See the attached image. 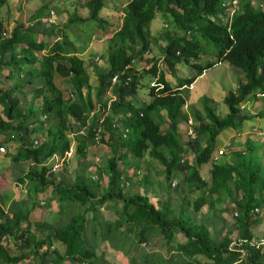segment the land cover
Returning <instances> with one entry per match:
<instances>
[{
	"label": "trees",
	"instance_id": "obj_1",
	"mask_svg": "<svg viewBox=\"0 0 264 264\" xmlns=\"http://www.w3.org/2000/svg\"><path fill=\"white\" fill-rule=\"evenodd\" d=\"M7 1L0 0V9ZM105 1L88 0L86 16L74 9L68 17V25L93 22L105 35L110 34L106 70L92 63L97 74L93 100L89 69L73 43L65 34L61 38L55 33L54 24L43 26L50 14L47 4L28 24L17 23L10 29L0 19V73L8 67L3 74L5 83L0 82V132L7 133L6 145L17 144L12 162L27 164L18 183L27 182L32 194L50 189L59 206L76 205L68 223L53 226L29 218L35 203L30 209L16 203L9 213L0 203V238L11 237L16 244L15 255L0 246V264H19L28 256L37 264H115L106 257V242L117 231L114 245L121 249L123 264H264V248H245L244 259L240 252L229 249L234 235L255 239L253 230L263 220L264 148L248 139L241 149L213 161L218 135L242 128L255 117L243 112L249 94L253 99L264 95V0H255L256 6L253 0H240V10L231 18L222 7L228 0H130L116 26L100 15ZM157 13L166 22L160 42L150 38L148 30ZM152 45L157 46L158 58H154ZM208 54H215L217 61L199 65ZM143 59L148 71L141 74L133 64ZM220 62L244 77L222 99L228 113L216 114L213 100L203 98L204 116L195 115V137L187 136L181 143L179 126L188 120L184 91ZM180 64L191 65L198 76L180 79L173 89L166 76L174 74ZM57 76L68 79L67 97L56 87ZM144 76L154 83L147 88L148 101L140 102L137 96ZM114 77L117 82L112 85ZM36 80L44 83L38 86ZM109 96L113 100L107 110ZM44 116L54 123L47 125ZM33 124L37 125L29 128ZM99 128L103 143L108 136L105 143L111 151L102 170L108 172L104 189L101 181L86 177L84 169L71 183L66 181V168L58 171L62 175L50 172L48 162L53 155L62 157L72 140L75 154L84 155ZM37 133L42 139L32 148ZM189 155H193L192 162ZM146 157L161 165L164 182L156 183L170 196L175 191L179 204L172 207V198L151 201L147 187L155 181L147 171L139 177ZM207 164L208 181L200 172ZM180 176L182 182L172 186V180ZM126 182L128 186H124ZM104 205L113 207L112 218L108 212H99ZM231 212L237 216L224 217ZM90 223L93 229L87 235ZM41 229H46L43 234Z\"/></svg>",
	"mask_w": 264,
	"mask_h": 264
},
{
	"label": "rangeland",
	"instance_id": "obj_2",
	"mask_svg": "<svg viewBox=\"0 0 264 264\" xmlns=\"http://www.w3.org/2000/svg\"><path fill=\"white\" fill-rule=\"evenodd\" d=\"M88 0H8L7 4L1 7L0 9V19L1 21L8 27L13 28L17 23L28 24L31 22L32 15L36 13L44 4H47L48 11L54 12V25H55V33L60 35L65 34L68 39L73 43L76 54L83 58L85 62V67L89 69V74L91 76V85H90V97L94 98V88L97 84L96 81V72L94 71L92 63L95 62L96 66L104 71L107 68L106 65V52L110 48L111 43L109 41L110 34L105 35L101 28L96 23H86L85 25H68V17L72 13L74 9H78V14L82 17L87 15V10L84 8L85 3ZM130 0H106L104 2V8L101 11V17L108 20L111 24L116 26L120 24L122 21V10L123 7ZM254 1V5L256 6V1ZM50 13V12H49ZM46 19V17H45ZM44 19V20H45ZM166 22L161 17L160 13H157L154 20L148 27L150 38L156 39L155 41L160 42L159 39ZM44 27H48L47 24L43 25ZM108 29V28H107ZM60 38V39H61ZM48 45L45 48V53L49 49ZM154 58L159 57V52L156 45H152ZM152 53L149 54L152 56ZM212 54H208L206 60H201L197 62L201 66H205L208 62H216L217 57ZM148 55L144 56L147 59ZM211 56V57H210ZM145 59L140 61H135L133 67L139 72L143 73L148 71V65L146 66ZM159 69L167 73L164 67L161 64H158ZM8 67L1 69V84L5 83L3 80L4 72H7ZM197 77L198 73L195 68L191 65L180 64L174 74H167L166 80L171 84L172 88L175 89L178 81L180 79ZM243 74L232 67L226 62H220L214 65L213 67L205 70L200 76H198L195 82L184 91L186 96V106L184 107V111L188 115V120L183 122L179 128L180 132L178 134V141L184 143L187 141V127L188 121H191L193 124L196 123L195 115L204 116L203 107H202V99L207 97L213 100L215 107V113L224 116L228 113L227 107L222 102V99L225 93L229 90H232L237 81L241 80ZM149 76H144L142 79V84L139 89L137 100L143 102V99L148 101V91L151 85H153L154 81L149 79ZM44 83L42 80H36V84L39 86L40 83ZM153 82V83H152ZM55 84L60 94L63 97L68 96V79L61 78L57 76L55 78ZM21 103L24 104L26 101L22 96L20 97ZM133 105L139 106L135 103L134 98L129 99ZM143 106V105H140ZM244 114H252L255 116L252 120L247 121L242 128L231 130L226 129L223 130L216 139L215 144V153L214 156H218V160L226 155H230L233 151L241 149L246 140H252L261 148L264 147V141L260 139L264 136V117L261 118L260 114L264 113V95L257 96L253 99V95L249 94L247 97V103L243 107ZM2 113V107L0 106V114ZM95 113H98L96 110ZM160 120L163 125L161 129L165 128L164 122V114L160 116ZM44 121L47 125H52L54 123L52 118H46ZM37 124H33L36 126ZM196 126V125H195ZM37 137L39 140L42 139L41 133H37ZM14 135V134H13ZM7 133L0 132V147L5 148V155H1L0 153V203L7 210L9 206L16 207V203H19L24 208H32L33 203H35L34 208H32L29 213V218L34 220H41L46 224H50L53 226H58L61 224H65L71 217L72 214L76 211V206L72 203L67 205L59 206L60 210H55V204L53 199L55 197V193L50 189L47 191L40 192L38 194H31L28 190L27 184L18 183V177L22 176L23 173L26 172L27 164H16L12 162V157L16 152L17 144L8 143L6 141ZM10 136V135H9ZM15 136V135H14ZM107 142L108 136L105 135L103 138ZM101 141L99 138L98 141H92L85 152L84 155L80 156L75 154V142L72 140L71 149L73 155L70 158L71 162V170L69 171V175L66 176L67 183H71L74 175L81 169H84L85 176L89 177L93 176L94 180L99 181L105 175L108 177V172H105L103 168L105 167L108 158H110L111 151L106 146V143ZM261 142V143H260ZM222 150L223 154L219 155L218 152ZM129 162H133L132 158L128 157ZM187 159L192 162L193 155H189ZM209 166V164L205 165ZM203 168V166H202ZM208 167L205 170H200L202 174V178L207 177L205 175L208 174ZM147 171L149 178L152 181H160L162 178V167L156 161L149 157L145 158V163L142 165L140 169V176ZM59 175L62 173L58 172ZM58 173L56 174L58 176ZM175 184L178 182H182V177L172 180ZM156 183V182H155ZM148 187L153 195L161 196L162 192L159 191V187L156 186ZM166 184V183H165ZM172 184V183H171ZM163 187V185H161ZM160 186V187H161ZM26 190L27 193L25 192ZM163 191V194L165 191ZM175 191H171L172 202L170 205L175 206L179 204L177 198L175 196ZM162 194V196H163ZM31 195V196H30ZM14 202V204H13ZM40 202H43L44 205H40ZM60 205V204H58ZM100 213H105L107 211L106 208L102 211V207L99 208ZM233 218V214L231 212V216ZM46 229H41L39 232L43 234ZM254 234L257 235V238L264 237V217L262 223L257 226L254 230ZM223 232H221L222 236ZM116 234H112L110 236V249L109 255L112 257V261L115 264H123L120 260L121 252L116 251L115 238ZM236 239V235L233 236ZM178 240L182 242L184 239L179 236ZM144 246V244H142ZM15 248H10V252L12 255H15ZM22 264H37L36 260L31 256H28Z\"/></svg>",
	"mask_w": 264,
	"mask_h": 264
},
{
	"label": "built area",
	"instance_id": "obj_3",
	"mask_svg": "<svg viewBox=\"0 0 264 264\" xmlns=\"http://www.w3.org/2000/svg\"><path fill=\"white\" fill-rule=\"evenodd\" d=\"M222 7L225 8L226 13L228 14L229 18H231L233 15H235L237 12H239L240 10V0H228L225 1L222 4ZM45 19V18H44ZM43 19V20H44ZM54 12L50 11V14L48 17H46V19L44 20V22L47 25H52L54 24ZM0 82H1V76H0ZM117 82V78L114 77L111 81V84L114 85ZM257 96H260L259 94ZM113 100V97L109 96L108 99V104H107V110L109 109L110 106V102ZM96 112V111H95ZM94 112L91 113V115H93ZM104 117L102 116L99 119V123L102 124V122L104 121ZM46 119V116L43 117V120ZM188 127H187V136L191 139H194L195 137V123L193 124L191 121H188ZM35 126L30 125L29 128H34ZM115 127V124L112 125V128ZM102 129V128H101ZM101 129L99 128L97 130L96 136L94 141H98V139L100 138L99 135L101 133ZM127 131L125 130V133ZM11 138H14V135L11 136ZM40 140L38 139V137L36 136L35 138H33L32 140V148L37 147L39 145ZM72 148V147H71ZM69 149L68 152H66L62 157H59L57 155H53L52 158L49 160L48 164L50 166V172L51 173H57L59 170L66 168L68 171L71 170L72 166H71V162H70V158L73 155L72 149ZM0 153L1 155H5L6 151L4 147H0ZM219 155H222L223 152L222 150H220L218 152ZM218 160V156H213V161H217ZM92 180H94V178L92 177ZM175 183H172V186H174ZM124 186H128V182H126L124 184ZM256 212H258V210H256ZM237 213H233V217H236ZM17 243H20L19 241ZM0 246L5 247V248H16V244L14 242V240L11 237L8 236H3L0 238ZM245 248H250L253 250H262L264 248V237L263 238H255L252 240H245V239H234L231 244L229 245V249L230 250H235L240 252V259H244L247 255V251L245 250ZM85 264V263H83Z\"/></svg>",
	"mask_w": 264,
	"mask_h": 264
},
{
	"label": "crops",
	"instance_id": "obj_4",
	"mask_svg": "<svg viewBox=\"0 0 264 264\" xmlns=\"http://www.w3.org/2000/svg\"><path fill=\"white\" fill-rule=\"evenodd\" d=\"M82 60H83V58H81ZM86 66V65H85ZM243 77V76H242ZM244 79V77L241 79V80H243ZM43 83L41 82L40 83V85H42ZM235 88V87H234ZM233 88V89H234ZM252 115V114H251ZM261 141H264V136H262V138L260 139ZM261 143V142H260ZM264 148V147H263ZM206 167H208V169L210 170V166H206ZM205 166H203V168L201 167L200 168V170H205V168H206ZM209 170H208V174L207 175H205V176H207V177H204L205 179L204 180H206V181H208L209 179H210V174H209ZM102 171V170H101ZM145 173V172H144ZM103 174H104V172H103ZM141 174V173H140ZM149 176V175H148ZM201 176H202V174H201ZM93 176H90V178H92ZM139 177H141L140 175H139ZM203 177V176H202ZM94 178V177H93ZM151 179V178H150ZM152 180V179H151ZM96 181V180H95ZM99 181H101V183H102V185H101V189H104L105 187H106V185H107V178H106V176L104 175L103 176V178L102 179H99ZM162 180H160V181H155V182H161ZM25 184H27V182L25 183ZM156 184V186L157 187H159V191H161L162 192V194H163V191L162 190H164L165 192L164 193H166V194H163V196H162V194H161V196L159 197V195L157 194V195H153V194H151L150 195V198H151V201H154V200H156L157 198L158 199H160L161 200V198H162V201L163 202H165V201H167L168 200V198H171V196L166 192V189H165V187L163 186H159L157 183H155ZM150 186H154V185H148V187H150ZM147 187V188H148ZM149 189V188H148ZM27 191L28 190H26L25 192L27 193ZM41 191H38L36 194H38V193H40ZM32 194V193H31ZM31 196V195H30ZM53 202H54V204H55V210H60V208H59V203L57 202V199H56V196L54 197V199H53ZM13 204H14V202H13ZM40 205H44V203L43 202H40ZM75 205V204H74ZM76 206V205H75ZM3 207V206H2ZM4 208V207H3ZM15 208V207H14ZM13 207H11V205L9 206V208L6 210L5 208H4V210L7 212V213H9V212H11V210H13L14 209ZM101 208V207H100ZM106 208V210L105 211H107L109 214H110V217L112 218V216H111V213H113V207H111V206H102V211L104 210ZM100 210V209H99ZM203 212H205V210H203ZM75 214V213H74ZM74 214H72L71 215V217L74 215ZM210 215V214H209ZM210 216H213V215H210ZM231 215L229 214V215H225L224 214V217L225 218H227V219H229V218H231L230 217ZM70 217V218H71ZM70 220V219H69ZM68 220V221H69ZM68 221L66 222V223H68ZM262 223V222H261ZM92 229H93V224L92 223H90L89 224V226H88V231H87V235H90V231H92ZM113 234H116V236H115V238H117L118 237V235H119V231H117V232H115V233H113ZM255 235V238H257V235L256 234H254ZM112 236V235H111ZM263 238V237H262ZM110 237L108 238V240H107V242H106V246H107V248H106V257L109 259V258H112L110 255H109V249H110ZM104 241H101V243H103ZM180 242V241H179ZM183 242V241H182ZM121 249L118 247L117 248V250L116 251H120ZM25 260V259H24ZM24 260H22V261H20V263L19 264H22L23 263V261Z\"/></svg>",
	"mask_w": 264,
	"mask_h": 264
}]
</instances>
